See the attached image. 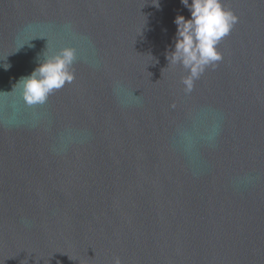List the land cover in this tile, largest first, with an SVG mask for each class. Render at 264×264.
<instances>
[{
	"label": "water",
	"instance_id": "1",
	"mask_svg": "<svg viewBox=\"0 0 264 264\" xmlns=\"http://www.w3.org/2000/svg\"><path fill=\"white\" fill-rule=\"evenodd\" d=\"M223 3L186 93L181 0H0V264H264V0ZM63 47L74 81L28 105Z\"/></svg>",
	"mask_w": 264,
	"mask_h": 264
},
{
	"label": "clouds",
	"instance_id": "2",
	"mask_svg": "<svg viewBox=\"0 0 264 264\" xmlns=\"http://www.w3.org/2000/svg\"><path fill=\"white\" fill-rule=\"evenodd\" d=\"M181 3L189 9L191 18L183 15L175 18L174 50L168 52L167 59L169 65L178 64L184 68L187 75L182 77L181 83L185 92L190 93L194 82L206 69L215 68L222 61L223 54L218 46L230 34L238 17L224 7L223 0H181ZM76 60L74 47H63L49 57L43 56L31 75L21 77L16 84L20 85L26 103L43 105L51 95L72 83ZM113 264H122V261L116 257Z\"/></svg>",
	"mask_w": 264,
	"mask_h": 264
}]
</instances>
